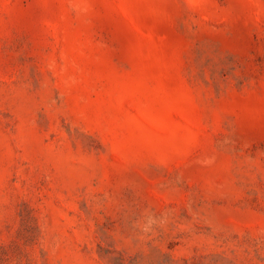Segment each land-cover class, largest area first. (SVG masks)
I'll return each mask as SVG.
<instances>
[{
    "label": "rangeland",
    "instance_id": "1",
    "mask_svg": "<svg viewBox=\"0 0 264 264\" xmlns=\"http://www.w3.org/2000/svg\"><path fill=\"white\" fill-rule=\"evenodd\" d=\"M0 264H264V0H0Z\"/></svg>",
    "mask_w": 264,
    "mask_h": 264
}]
</instances>
